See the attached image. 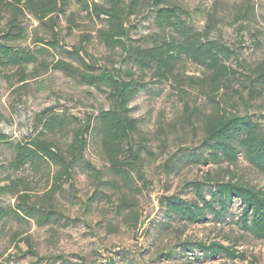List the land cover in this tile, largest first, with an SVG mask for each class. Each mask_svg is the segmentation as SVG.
<instances>
[{"label":"rangeland","instance_id":"1","mask_svg":"<svg viewBox=\"0 0 264 264\" xmlns=\"http://www.w3.org/2000/svg\"><path fill=\"white\" fill-rule=\"evenodd\" d=\"M173 2L190 12L198 30L206 25V14L214 16L210 38L233 50L227 64L234 75L226 78L219 90L209 92L214 101L208 100L209 89L197 82L203 77V68L192 62L183 63L178 83L145 77L150 83L129 103V113L138 125L133 142L140 152L147 183L146 187L134 177L139 192L126 195L132 206L131 215L121 210L117 192L80 169H75L70 181L55 191H52L53 168L27 165L12 170L8 165L12 150L0 143V185L9 184L8 176L16 182L18 190L16 195H0V204L11 212L19 202L18 196L27 194L31 205L53 210L48 214L50 221L44 225L38 223L37 217L22 219L10 213L0 217V264H264V236L255 237L237 224L242 206L238 199H233L220 220L208 215L203 222L192 225L169 218L159 204L164 195L192 200L193 181L205 183L207 198L210 182L215 180H232L264 189V175L241 156L234 165L198 159L203 152L201 120L208 115L248 116L264 130V91L259 97L249 96L250 75L246 69L264 54V0ZM78 21L79 27L69 32L65 19L60 18L56 30L61 52L54 59L71 63L80 74L110 70L124 76L130 65L122 59L121 51L106 49L94 37L100 23L83 14ZM22 24L28 38L15 45L32 49L44 45L33 42L35 34L49 39L48 32L30 14L25 15ZM126 25L135 43L146 42L157 32L152 9L146 1L127 18ZM84 35L90 38L86 40ZM75 48L84 56L85 65L66 53ZM45 57L49 67L44 68L39 62L26 65L23 79L16 67L0 69V133L13 142L35 134L37 114L46 108L54 106L59 114L75 117L82 124L88 119L93 122L100 109L109 107L104 87L91 86L79 75L53 69L52 56ZM131 70L139 79L137 69ZM48 137L61 147L68 141L62 132ZM84 158L104 178L109 177L98 140L92 134ZM234 241L238 242L234 248L243 252L244 260L223 255L211 257L196 246L198 242L227 246Z\"/></svg>","mask_w":264,"mask_h":264},{"label":"trees","instance_id":"2","mask_svg":"<svg viewBox=\"0 0 264 264\" xmlns=\"http://www.w3.org/2000/svg\"><path fill=\"white\" fill-rule=\"evenodd\" d=\"M151 7L153 24L157 32L151 34L146 42L131 41L126 25L127 18L134 13L141 2ZM75 10H71V6ZM26 14H30L39 27L50 35L44 40L34 35L33 42L44 43L39 48L15 45L28 38V32L22 24ZM83 14L100 26L94 30V37L106 49H119L122 59L130 65L124 76L117 71L103 70L98 74H80L71 63L54 59L60 54L58 32L60 18L67 23V30L79 27V15ZM190 12L173 0H0V69L16 67L24 78L23 68L37 62L48 68L46 55L52 56L50 67L65 74L79 75L82 81L98 88L104 87L109 101L107 109H100L94 121L88 119L80 124L75 117L59 114L55 107L46 108L37 114V130L27 139L13 142L0 133V143L12 150L9 168L16 171L25 166L44 165L53 168L52 191L60 189L63 183L72 178L75 169L94 177L99 183L119 194L121 210L132 213V206L127 192L138 191L134 177L147 187L142 171L140 152L133 139L137 132V120L129 113V103L148 83V77L156 82H181L180 69L189 61L203 68V77L197 80L201 87H207L208 100L214 101L209 92L219 90L226 78L234 75V70L227 64L233 56V50L223 42L211 39L210 33L215 26L212 14H206V25L198 30L191 20ZM83 38L88 40L89 35ZM71 57L85 65V58L78 49L66 51ZM41 58V60H40ZM87 66V65H86ZM92 69V66H87ZM132 67L140 73L135 77ZM250 79L247 81L248 94L259 97L264 91V54L247 68ZM187 106H185L186 108ZM203 152L199 160L212 163H237L241 156L244 160L264 175V130L261 125L248 116L236 114L208 115L201 120ZM66 133L68 141L64 146L58 145L49 135ZM96 136L99 149L108 169V178H104L84 158L90 135ZM0 185V195L18 193L14 180ZM211 183L209 197L204 193V182L193 181L195 197L185 200L176 195L161 196L159 204L169 217L186 225L203 222L208 215L218 221L224 217L233 199H238L242 206L237 221L240 228L255 237L264 236V189L255 188L232 180H215ZM51 191V192H52ZM139 192V191H138ZM106 197V196H104ZM19 202L8 212L0 204V217L13 214L15 217L30 219L37 217L40 225L48 223L53 210L38 209L28 203L27 194L18 196ZM238 242L224 246L218 242L196 243L205 255L244 260L243 252L234 246ZM63 264V262H62Z\"/></svg>","mask_w":264,"mask_h":264}]
</instances>
